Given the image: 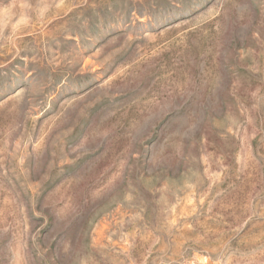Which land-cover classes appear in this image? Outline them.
<instances>
[{
  "label": "rangeland",
  "instance_id": "obj_1",
  "mask_svg": "<svg viewBox=\"0 0 264 264\" xmlns=\"http://www.w3.org/2000/svg\"><path fill=\"white\" fill-rule=\"evenodd\" d=\"M0 264H264V0H0Z\"/></svg>",
  "mask_w": 264,
  "mask_h": 264
}]
</instances>
